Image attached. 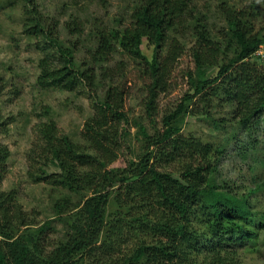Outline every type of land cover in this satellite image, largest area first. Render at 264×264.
I'll return each mask as SVG.
<instances>
[{"label":"trees","instance_id":"1","mask_svg":"<svg viewBox=\"0 0 264 264\" xmlns=\"http://www.w3.org/2000/svg\"><path fill=\"white\" fill-rule=\"evenodd\" d=\"M21 1L28 5L21 33L41 56L37 86L84 90L93 109L79 142L58 135L53 122L38 128L41 145L34 159L39 167L29 176L74 195L91 194L80 196L84 200L75 211L70 199H55L57 220L68 221L61 239L49 238L58 233L51 221L33 228L14 193L1 191L10 153L0 143V264H81L86 259L91 264H232L236 250L264 226V211L249 199L264 189V181L246 195L218 185L212 175L223 151L181 132L186 116L209 118L208 111L226 106L233 107V118L247 137L264 128V68L255 62L258 51H264V25L258 31L252 25L258 8L222 1L217 11L225 26L217 39L204 17L191 11L189 0H135L129 24L95 27L94 49L77 60L83 27L63 23L69 38L77 40H62L59 21L48 25L32 0ZM185 33L195 39L188 49L193 68L183 72L187 89L160 114L161 100L174 90L171 72L187 50L179 39ZM144 43L153 48L150 60ZM118 53L145 69L138 70L145 86L139 116L128 110L137 76L118 74L109 64ZM102 83L107 89L100 95ZM122 158L124 166L112 167ZM50 167L55 171H47ZM135 233L134 246L120 244V238Z\"/></svg>","mask_w":264,"mask_h":264},{"label":"rangeland","instance_id":"2","mask_svg":"<svg viewBox=\"0 0 264 264\" xmlns=\"http://www.w3.org/2000/svg\"><path fill=\"white\" fill-rule=\"evenodd\" d=\"M32 1L36 9L47 19L48 25L49 22H60L62 40H77L76 36L69 38L66 29L62 27L63 23L75 21L83 27V35L78 39L76 52V59L80 60L85 52L94 49L95 27L100 25L117 28L122 24V26L129 24V11L135 0ZM222 1L234 5L231 0H189L191 11L204 17V22L215 38L225 26L217 11V6ZM241 1L242 6L252 5L254 9L258 8L255 21L251 20L253 30L258 31L264 25L262 1ZM0 6V143L6 145L10 153L1 191L14 193L16 202L27 216L26 221H31L34 224L33 228L51 221L58 233L49 234L48 237L54 240L61 239L68 219L57 220L58 216L55 215L53 208L55 199L58 197L70 199V206L75 211L83 203L84 199L80 196L84 198L91 193L86 191L74 195L46 185L44 180L34 181V178L29 176V173L38 171L39 167L36 166L38 158L34 159L36 154L34 149L41 145L38 128L42 124L53 122L58 135H66L70 140L79 142L83 122L92 114V104L84 90L65 92L54 89L44 90L37 86L36 79L39 74L37 63L41 56L35 48L34 41L21 33V16L28 5L21 0H0ZM242 6L237 5L236 8L240 9ZM71 26L73 28L74 25ZM179 39L187 50L175 65V70L171 72L172 81L176 85L171 83L174 90L161 100L160 114L172 105L181 90L187 89L183 82V72L193 68L188 49L194 45L195 39L186 33L181 38L179 36ZM142 51L150 60L153 48L144 43ZM258 52V59L255 62L264 68V51L261 49ZM109 64L116 68L118 74L135 73L137 76V86L130 95L128 110H131L130 114L139 116L142 111L145 86L143 75L138 70L143 72L145 69L135 59L123 53L113 55ZM212 73L214 70L210 74ZM101 85L98 91L100 95L107 89L106 83ZM192 106L193 104L190 103V108ZM207 116L209 118L186 116L181 133L184 136L199 138L203 143L223 151V155L217 160L212 179L220 186L233 188L238 194L246 195L264 181V128H259L256 134L247 137L243 128L238 125V120L233 118V107H214L208 111ZM215 123L218 126H215ZM130 131L131 141L135 142L136 129L131 128ZM125 160L123 158L118 160L112 167L124 166L127 162ZM47 171L53 172L55 169L50 167ZM249 199L256 210L264 211V189L254 192ZM109 207L114 209V205ZM112 216V214L106 216V222ZM137 239L136 233L126 234L120 238V244L131 247L136 244ZM78 262L91 264L87 259ZM232 264H264V226L253 231L251 240L236 250Z\"/></svg>","mask_w":264,"mask_h":264}]
</instances>
